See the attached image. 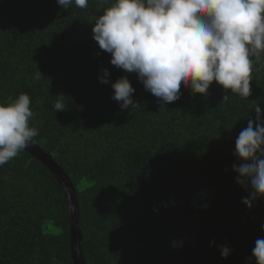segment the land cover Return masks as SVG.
Returning a JSON list of instances; mask_svg holds the SVG:
<instances>
[{
    "label": "trees",
    "instance_id": "16d2710c",
    "mask_svg": "<svg viewBox=\"0 0 264 264\" xmlns=\"http://www.w3.org/2000/svg\"><path fill=\"white\" fill-rule=\"evenodd\" d=\"M112 2L65 9L56 0H0V104L30 96L39 132L31 143L77 194L85 263L256 264L264 197L250 209L242 202L251 188L237 184L233 165L257 103L264 117V68L253 71L248 98L213 81L206 96L182 84L179 99L160 101L93 39L94 18ZM122 76L136 107L111 98ZM58 96L65 110L54 109ZM0 264H73L65 193L24 150L0 165Z\"/></svg>",
    "mask_w": 264,
    "mask_h": 264
},
{
    "label": "clouds",
    "instance_id": "9594fccd",
    "mask_svg": "<svg viewBox=\"0 0 264 264\" xmlns=\"http://www.w3.org/2000/svg\"><path fill=\"white\" fill-rule=\"evenodd\" d=\"M56 2L65 9L73 3L81 9L88 6V0ZM92 33L99 49L111 54L113 66L136 73L145 90L165 103L180 98L182 84L206 96L213 81L226 93L248 98L253 71L264 68V0H114L94 18ZM102 72L100 82L108 83V70ZM41 78L37 71L34 79ZM111 86V98L121 108L139 105L132 99L135 89L127 77ZM228 100L226 94L221 103ZM30 105L26 93L0 104V165L17 157L39 135L30 126L34 116ZM53 107L61 111L66 105L58 96ZM254 110L255 119H248L236 139L234 155L240 163L233 165L237 184L251 188L242 198L249 209L255 199L264 197V117L259 103ZM179 243L173 241V247ZM220 251L224 258L229 254L226 246ZM252 256L256 264H264V238L256 239Z\"/></svg>",
    "mask_w": 264,
    "mask_h": 264
},
{
    "label": "water",
    "instance_id": "95a60500",
    "mask_svg": "<svg viewBox=\"0 0 264 264\" xmlns=\"http://www.w3.org/2000/svg\"><path fill=\"white\" fill-rule=\"evenodd\" d=\"M24 151L40 160L50 170L63 189L67 199L70 219V246L72 261L73 264H86L81 251L82 234L79 223L78 198L70 179L51 156L45 154L42 149L35 146L33 143H30Z\"/></svg>",
    "mask_w": 264,
    "mask_h": 264
}]
</instances>
